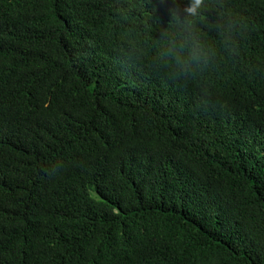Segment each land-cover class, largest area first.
Listing matches in <instances>:
<instances>
[{"label":"trees","instance_id":"1","mask_svg":"<svg viewBox=\"0 0 264 264\" xmlns=\"http://www.w3.org/2000/svg\"><path fill=\"white\" fill-rule=\"evenodd\" d=\"M129 3L0 0V264H264V0L188 83L120 46L188 0Z\"/></svg>","mask_w":264,"mask_h":264},{"label":"clouds","instance_id":"2","mask_svg":"<svg viewBox=\"0 0 264 264\" xmlns=\"http://www.w3.org/2000/svg\"><path fill=\"white\" fill-rule=\"evenodd\" d=\"M151 2L139 0L140 10H145L146 3ZM117 4L115 15L121 18L132 16L137 11L129 0H117ZM173 4H176V0H173ZM156 11L153 7L151 12L148 11L146 21L129 26L122 36L121 51L129 59L143 61L146 50L137 33L145 30L152 38L153 66L184 83L199 79L217 64V48L209 42L207 33H215L221 48L230 58L239 56V42L246 36L248 24L230 10L229 0H188L182 9L178 5L170 7V19L166 26L154 15ZM157 30L159 38L153 36ZM202 91L207 95L206 88Z\"/></svg>","mask_w":264,"mask_h":264}]
</instances>
